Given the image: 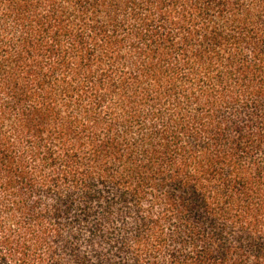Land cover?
Returning <instances> with one entry per match:
<instances>
[{
    "label": "trees",
    "instance_id": "16d2710c",
    "mask_svg": "<svg viewBox=\"0 0 264 264\" xmlns=\"http://www.w3.org/2000/svg\"><path fill=\"white\" fill-rule=\"evenodd\" d=\"M0 264H264V0H0Z\"/></svg>",
    "mask_w": 264,
    "mask_h": 264
}]
</instances>
